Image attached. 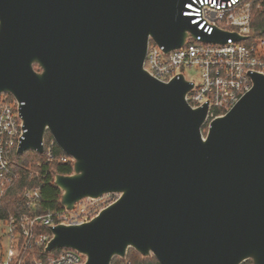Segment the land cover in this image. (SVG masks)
<instances>
[{"label": "water", "instance_id": "1", "mask_svg": "<svg viewBox=\"0 0 264 264\" xmlns=\"http://www.w3.org/2000/svg\"><path fill=\"white\" fill-rule=\"evenodd\" d=\"M187 1L0 0V93L21 102L27 128L17 151L42 153L49 131L73 157L54 175L67 208L120 194L87 221L51 225L46 251L75 248L84 264L129 247L162 264H264V73L204 134L192 81L144 67L150 38L170 50L199 33ZM228 36L246 37L202 39Z\"/></svg>", "mask_w": 264, "mask_h": 264}, {"label": "built area", "instance_id": "2", "mask_svg": "<svg viewBox=\"0 0 264 264\" xmlns=\"http://www.w3.org/2000/svg\"><path fill=\"white\" fill-rule=\"evenodd\" d=\"M263 2L188 0L184 13L191 16V23L196 25L199 33L196 37L190 34L181 46L170 50L150 38L144 67L165 81L180 73L192 81L193 86L187 92L186 99L193 107L208 104L206 123L209 125L211 119L224 114L252 87V72L264 73V36L252 35L254 11L261 8ZM216 29L237 32L246 37L236 39L228 36L226 41L202 39L203 34H212ZM187 68L194 70L196 78L186 74ZM7 93L10 92L0 93V198L18 177L10 166L11 154L17 150L27 130L20 112L21 102ZM54 143V137L48 141L44 136L46 159L53 157ZM59 159L74 161L69 154L61 155ZM24 195L26 205L35 208L40 200V185L26 187ZM119 195V192L111 191L97 197H83L73 208L62 205L61 208L44 212L10 214L2 220L8 244L0 264H28V253L45 250L52 236L51 225L87 221ZM39 225H47L49 232L39 231ZM85 260L86 254L83 252L65 247L46 257H33L31 264H84Z\"/></svg>", "mask_w": 264, "mask_h": 264}, {"label": "trees", "instance_id": "3", "mask_svg": "<svg viewBox=\"0 0 264 264\" xmlns=\"http://www.w3.org/2000/svg\"><path fill=\"white\" fill-rule=\"evenodd\" d=\"M252 35L264 36V2L263 6L254 11L252 23ZM38 68V66L36 65ZM12 97L11 93H7ZM51 132L47 131L45 140L52 138ZM63 149L57 144L53 145V157L46 159V151L38 153L32 149L19 153L14 150L11 154L10 166L18 173V177L0 198V221L6 219L10 214H21L24 212H44L61 208L62 191L54 181V175L59 173H71L73 171V160L66 161L59 159L61 155H66ZM33 161V162H31ZM31 163V167L29 166ZM40 185V200L35 208L26 205L24 189ZM39 231L49 232L47 225H39ZM2 236L0 234V242ZM65 247L54 248L50 252L44 249L27 254V263L31 264L34 257H46L49 254L57 253ZM111 264H162L153 255H144L133 247H129L125 257L114 256ZM242 264H254L251 259H247Z\"/></svg>", "mask_w": 264, "mask_h": 264}, {"label": "rangeland", "instance_id": "4", "mask_svg": "<svg viewBox=\"0 0 264 264\" xmlns=\"http://www.w3.org/2000/svg\"><path fill=\"white\" fill-rule=\"evenodd\" d=\"M186 74L190 76L191 78H196V74L194 73V70L187 68L186 69ZM208 129V123H205L202 127L203 133L205 134ZM33 162V161H31ZM31 167V163L29 165ZM0 234L2 236L1 242H0V258L3 254V251L6 250L7 244H8V239L5 233V224L3 221H0ZM34 257V256H33ZM33 259V258H32Z\"/></svg>", "mask_w": 264, "mask_h": 264}, {"label": "snow or ice", "instance_id": "5", "mask_svg": "<svg viewBox=\"0 0 264 264\" xmlns=\"http://www.w3.org/2000/svg\"><path fill=\"white\" fill-rule=\"evenodd\" d=\"M194 2H195V0H194ZM199 2H204V0H199ZM212 2L215 3L216 0H212ZM238 2H239V0H233V3H238ZM189 7H191V5H189ZM196 23L199 24V21H196Z\"/></svg>", "mask_w": 264, "mask_h": 264}]
</instances>
